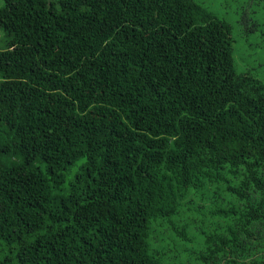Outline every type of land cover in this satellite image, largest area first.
I'll use <instances>...</instances> for the list:
<instances>
[{"label":"trees","instance_id":"obj_1","mask_svg":"<svg viewBox=\"0 0 264 264\" xmlns=\"http://www.w3.org/2000/svg\"><path fill=\"white\" fill-rule=\"evenodd\" d=\"M0 32V264H264V80L208 7L0 0Z\"/></svg>","mask_w":264,"mask_h":264},{"label":"rangeland","instance_id":"obj_2","mask_svg":"<svg viewBox=\"0 0 264 264\" xmlns=\"http://www.w3.org/2000/svg\"><path fill=\"white\" fill-rule=\"evenodd\" d=\"M195 1L208 7L213 15L231 28L234 64L256 79L264 80V0ZM244 2L248 5L239 6ZM238 9H242V16L238 15ZM240 17H243V21H240ZM238 57L241 58L239 61ZM195 224L194 221L190 222L191 227Z\"/></svg>","mask_w":264,"mask_h":264}]
</instances>
